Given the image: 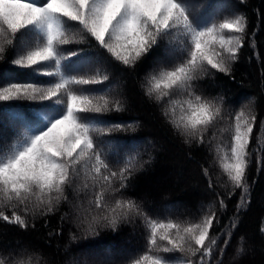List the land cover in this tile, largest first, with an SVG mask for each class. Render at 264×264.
I'll return each instance as SVG.
<instances>
[{
  "label": "snow or ice",
  "instance_id": "6c2138e0",
  "mask_svg": "<svg viewBox=\"0 0 264 264\" xmlns=\"http://www.w3.org/2000/svg\"><path fill=\"white\" fill-rule=\"evenodd\" d=\"M245 2L239 0V5ZM239 5L233 6L231 19L218 22L215 14L206 18L194 10L189 0H0V61L7 65L11 60L18 68L50 78L44 83L19 79L14 69L0 68V79L6 78L0 102H11L5 107L31 101L28 107L46 113L25 119L16 146L0 157V220L35 228L37 217L57 211L64 202L76 209L77 227L84 236L142 219L141 235L152 255L130 264H211L216 239L210 229L214 233L220 224L225 200L219 199L216 208L202 207L188 222L167 217L162 222L159 213L146 212L127 193L136 169L148 162L129 166L106 146L108 134L131 127L102 119L124 110L126 100L122 94H95L101 90L91 86L109 82L111 69L136 74L149 58L167 65L150 76L147 94L168 105L175 103L176 93H183L176 129L193 147L210 148L215 136L209 139L205 133L225 122L230 151L222 163L232 185L229 195L243 189V202L249 194L246 168L257 116L250 104L238 112L226 108L223 96H212L199 83L203 76L232 74L247 36L245 18L236 14ZM209 7L212 0H204L203 8ZM81 40L87 47H62ZM85 66L91 75L84 73ZM260 128L264 131V120ZM127 147L121 145L120 151ZM259 152L264 164V143ZM201 167L209 193L220 196L209 168ZM73 191L90 194L86 211L73 203ZM234 226H229L228 235Z\"/></svg>",
  "mask_w": 264,
  "mask_h": 264
},
{
  "label": "trees",
  "instance_id": "16d2710c",
  "mask_svg": "<svg viewBox=\"0 0 264 264\" xmlns=\"http://www.w3.org/2000/svg\"><path fill=\"white\" fill-rule=\"evenodd\" d=\"M189 2L194 10L203 12L206 18L215 14L213 18L218 22L231 19L233 6L239 5V0H212V7L204 9V0ZM236 14L244 16L247 36L239 59L233 63L232 74L203 76L199 83L212 96H223L226 108L238 112L250 104L257 116L253 137L249 141V148L253 151L246 168L249 194L243 202V189H236L229 195L232 185L222 163L225 153L230 151L229 133L223 131L225 122L221 121L217 127L205 133L209 139L215 136L210 148L193 147L184 142L176 129V123L183 114L178 103L184 99L183 93H176L172 97L175 103L168 105H162L155 96L147 94L150 76L167 65L149 58L139 65L136 74L119 68L111 69L109 82L91 87L101 90L95 94H107L110 98L122 94L126 100L124 110L109 112L102 117L108 124L131 125L128 131L108 134V152L122 162H128L129 166H135L138 160L148 162L136 169L127 195L141 204L146 212L159 213L162 222H167L165 217L173 222L177 219L191 221L202 207L205 210L209 206L216 208L218 200L224 199L226 206L220 209V224L214 233L210 229L216 239L209 258L211 264L217 261L222 264H264V164L259 152V147L264 143V131L260 128V121L264 120V0H246L239 5ZM62 47L76 50L87 47V44L81 40ZM5 66L19 73V79L41 83L50 79L43 72L37 74L31 69L18 68L11 64V60L7 65L0 61V68ZM83 71L86 75L92 74L89 66H85ZM4 79H0V86L4 85ZM9 103L0 102V137H4L0 140V157L16 146L25 119L35 120L46 114L28 107L31 101L17 102L20 107H5ZM165 110L167 115L164 114ZM125 144L128 147L121 152L120 146ZM201 166L209 168L220 196L209 193L208 177L202 174ZM89 198L90 194L86 197L84 191L72 193L73 203L82 206V211L87 210ZM10 212L11 209L8 214ZM65 213H70L69 218L62 222L61 217ZM34 223L35 228L24 229L15 223L0 220L2 264H72L87 261L89 257L86 252L110 257L112 251L122 247L128 248L131 253L120 258L113 254L114 262L109 264H130L131 260L152 255L145 247L141 235L145 225L139 218L133 223L121 224L116 230L105 229L96 236H84L77 227L71 205L62 202L57 211L48 213L46 217H37ZM233 224L231 235H228L229 226ZM131 243L133 246H130ZM20 246L24 249H20ZM219 249H223V252Z\"/></svg>",
  "mask_w": 264,
  "mask_h": 264
},
{
  "label": "rangeland",
  "instance_id": "374dc122",
  "mask_svg": "<svg viewBox=\"0 0 264 264\" xmlns=\"http://www.w3.org/2000/svg\"><path fill=\"white\" fill-rule=\"evenodd\" d=\"M2 138H4V137H0V140ZM201 206H203V203H201ZM154 208L156 210H159V208H157V207H154ZM71 209L74 212V214L76 215L77 214L76 213V209L73 208L72 206H71ZM134 238L135 237H133L132 240H134ZM130 246H133V244L131 243ZM20 249H24L23 246H20ZM130 253H131V250H129L128 248H125V247L124 248L122 247V248H120L118 250L115 249L114 251H112V255L110 257H106V255H102V253L101 254H97V253H94V252H86V254L89 257L87 261H76L75 263H72V264H97V262L100 261V260L106 261V264H109V262H111V261L114 262L113 254L116 255L117 258H120L122 256L129 255ZM106 254H108V252Z\"/></svg>",
  "mask_w": 264,
  "mask_h": 264
}]
</instances>
